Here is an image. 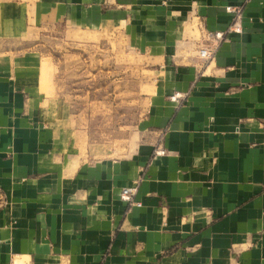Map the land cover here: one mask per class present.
<instances>
[{
  "label": "crops",
  "instance_id": "obj_1",
  "mask_svg": "<svg viewBox=\"0 0 264 264\" xmlns=\"http://www.w3.org/2000/svg\"><path fill=\"white\" fill-rule=\"evenodd\" d=\"M0 6L119 28L156 74L131 136L94 152L38 61L0 71V264H264V0Z\"/></svg>",
  "mask_w": 264,
  "mask_h": 264
},
{
  "label": "rangeland",
  "instance_id": "obj_2",
  "mask_svg": "<svg viewBox=\"0 0 264 264\" xmlns=\"http://www.w3.org/2000/svg\"><path fill=\"white\" fill-rule=\"evenodd\" d=\"M23 16L8 17L0 6V71L38 61L40 90L57 99L59 117L69 109L78 141L86 139L94 152L122 147L145 112L155 66L119 28L35 23Z\"/></svg>",
  "mask_w": 264,
  "mask_h": 264
},
{
  "label": "built area",
  "instance_id": "obj_3",
  "mask_svg": "<svg viewBox=\"0 0 264 264\" xmlns=\"http://www.w3.org/2000/svg\"><path fill=\"white\" fill-rule=\"evenodd\" d=\"M217 35V34H216ZM198 55L202 58H207L210 57L212 55V51H206L203 48L199 50ZM172 98H175V96H173ZM157 154H163L164 150L163 149H159L156 151ZM137 189V185L133 184L131 186L128 187H124L121 190L120 193V198L126 202H128L130 205L136 204V205H140V203L136 202L134 203L133 201V196L135 195ZM2 201V196H1V191H0V202Z\"/></svg>",
  "mask_w": 264,
  "mask_h": 264
},
{
  "label": "bare ground",
  "instance_id": "obj_4",
  "mask_svg": "<svg viewBox=\"0 0 264 264\" xmlns=\"http://www.w3.org/2000/svg\"><path fill=\"white\" fill-rule=\"evenodd\" d=\"M16 264H22V263H21V261L18 260V261L16 262Z\"/></svg>",
  "mask_w": 264,
  "mask_h": 264
}]
</instances>
